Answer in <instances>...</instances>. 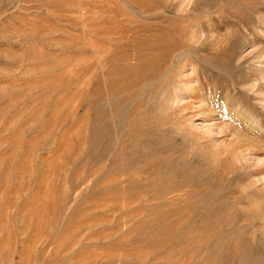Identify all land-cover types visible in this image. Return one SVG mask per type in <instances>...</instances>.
Segmentation results:
<instances>
[{"label": "rangeland", "instance_id": "1", "mask_svg": "<svg viewBox=\"0 0 264 264\" xmlns=\"http://www.w3.org/2000/svg\"><path fill=\"white\" fill-rule=\"evenodd\" d=\"M0 264H264V0H0Z\"/></svg>", "mask_w": 264, "mask_h": 264}, {"label": "bare ground", "instance_id": "2", "mask_svg": "<svg viewBox=\"0 0 264 264\" xmlns=\"http://www.w3.org/2000/svg\"><path fill=\"white\" fill-rule=\"evenodd\" d=\"M155 4V3H154ZM157 4V3H156Z\"/></svg>", "mask_w": 264, "mask_h": 264}]
</instances>
